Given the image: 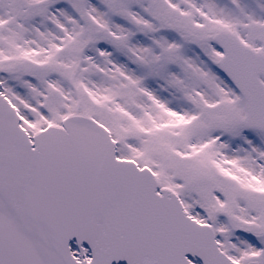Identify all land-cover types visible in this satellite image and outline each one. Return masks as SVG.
I'll return each instance as SVG.
<instances>
[{"label": "snow or ice", "instance_id": "snow-or-ice-1", "mask_svg": "<svg viewBox=\"0 0 264 264\" xmlns=\"http://www.w3.org/2000/svg\"><path fill=\"white\" fill-rule=\"evenodd\" d=\"M0 264H264V0H0Z\"/></svg>", "mask_w": 264, "mask_h": 264}]
</instances>
